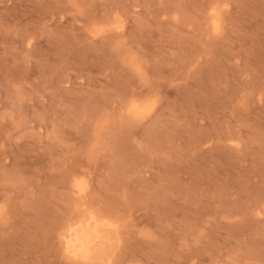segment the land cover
<instances>
[{"label": "rangeland", "instance_id": "1", "mask_svg": "<svg viewBox=\"0 0 264 264\" xmlns=\"http://www.w3.org/2000/svg\"><path fill=\"white\" fill-rule=\"evenodd\" d=\"M0 264H264V0H0Z\"/></svg>", "mask_w": 264, "mask_h": 264}, {"label": "bare ground", "instance_id": "2", "mask_svg": "<svg viewBox=\"0 0 264 264\" xmlns=\"http://www.w3.org/2000/svg\"><path fill=\"white\" fill-rule=\"evenodd\" d=\"M109 223L100 222L95 216L72 222L63 234L67 253L76 258L87 259L96 246L107 241L106 234L102 233L105 229L102 227Z\"/></svg>", "mask_w": 264, "mask_h": 264}]
</instances>
